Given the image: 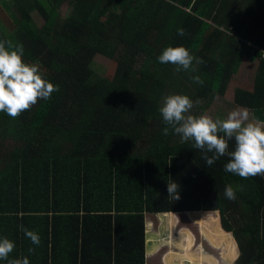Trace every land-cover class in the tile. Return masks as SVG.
<instances>
[{
	"label": "trees",
	"instance_id": "obj_1",
	"mask_svg": "<svg viewBox=\"0 0 264 264\" xmlns=\"http://www.w3.org/2000/svg\"><path fill=\"white\" fill-rule=\"evenodd\" d=\"M0 40L22 45L25 62L59 87L16 119L0 112V237L16 245L9 259L145 264L147 213L204 210L233 235L232 264H264V176L226 172L227 157L206 166L191 142L162 134L158 112L165 95L185 94L192 113H203L248 59L253 77L235 86L232 104L264 124V0H0ZM178 45L203 59L196 72L157 60ZM94 54L111 60V76L92 69ZM21 225L39 234V246ZM205 233L213 241L222 232Z\"/></svg>",
	"mask_w": 264,
	"mask_h": 264
},
{
	"label": "clouds",
	"instance_id": "obj_2",
	"mask_svg": "<svg viewBox=\"0 0 264 264\" xmlns=\"http://www.w3.org/2000/svg\"><path fill=\"white\" fill-rule=\"evenodd\" d=\"M177 34L184 36L186 33L183 28H178ZM23 52L22 45L13 44L11 40H0V112L12 119L31 110L39 100H50L52 94L59 91L57 85L43 77L39 65L25 62ZM157 60L161 64L174 65L177 72L190 69L196 72L193 62L197 65L204 63L202 58L194 57L182 45L164 47ZM191 79L200 85L204 83L199 75H194ZM193 107L192 99L185 94L165 95L158 106L162 122L166 125L162 134L166 136L171 130L179 136L181 143L191 142L193 149L200 150L206 166L210 167L221 157H227L224 164L226 172L242 179L264 176L263 123L259 125L251 122L246 108L237 107L224 118H213L206 114H193ZM237 187L243 189V185ZM166 191L172 201L180 199L179 185L175 181L167 182ZM224 196L234 201L236 189L232 185H226ZM19 227L33 245H40L41 238L37 232L22 225ZM15 247L12 240L0 237V260L7 261V264H29L27 257L9 259ZM28 252L34 253L35 248H29Z\"/></svg>",
	"mask_w": 264,
	"mask_h": 264
},
{
	"label": "rangeland",
	"instance_id": "obj_3",
	"mask_svg": "<svg viewBox=\"0 0 264 264\" xmlns=\"http://www.w3.org/2000/svg\"><path fill=\"white\" fill-rule=\"evenodd\" d=\"M69 13V6L63 4L60 6V16L65 17ZM37 25L40 23L38 19L34 18ZM91 67L93 70L98 72L101 75L113 74V65L111 60L108 57H105L102 54H94L91 60ZM256 63L248 59H243L240 64L238 72L231 78L229 85L226 88L223 96H216L209 104L208 108L203 111L201 114L209 115L213 118H224L227 113L234 109L235 107L232 104L233 94L232 91L238 84L248 85L250 80L253 77L255 71ZM194 114V113H193ZM249 119L251 122L263 125L258 123L251 118L249 113ZM189 212H192L191 215H188ZM163 215V216H162ZM159 215L158 213L146 214V217L153 220V225L148 228L146 234L147 241L145 244L146 250V264H160L159 262L163 260L165 256L164 245L167 244L168 247L173 246L177 241L188 239L187 243H192V247L196 250L199 248L198 252H194V257L190 260H193V264H208L206 260H212V264H232L238 257L239 250L235 245L232 248L229 247L230 244H222V236L217 237L216 240L209 241L205 236V230L211 229L213 231L218 226L223 232L224 230L220 225V215L217 211H182L177 215L178 222L169 226L166 222H163V219L170 217V213ZM168 215V217L166 216ZM170 215V216H169ZM159 218V219H158ZM160 218L162 220H160ZM175 220V219H174ZM177 220V219H176ZM216 224V226H213ZM203 226V227H202ZM165 227V228H163ZM225 232V231H224ZM221 234V233H220ZM230 234V233H229ZM230 236H232L230 234ZM201 237L203 238L201 240ZM233 238V236H232ZM195 241L198 244H195ZM159 242V243H158ZM157 244V245H156ZM162 244V245H161ZM207 253V254H206ZM233 254H235L234 257ZM200 255L201 257H197ZM204 256V258L202 257ZM232 257V258H230ZM188 261L184 259V264H187ZM219 262V263H218Z\"/></svg>",
	"mask_w": 264,
	"mask_h": 264
},
{
	"label": "crops",
	"instance_id": "obj_4",
	"mask_svg": "<svg viewBox=\"0 0 264 264\" xmlns=\"http://www.w3.org/2000/svg\"><path fill=\"white\" fill-rule=\"evenodd\" d=\"M166 213H169V212H162V213H158V214L159 215H162V214H166ZM176 213L177 212L170 211L171 216L169 215L170 217H168V215H166L168 218L167 219H163V222H166V224H169V226L172 225V224H174V223H176V222H178L177 215L179 213H177V214ZM160 220H162V219L160 218ZM151 225H153V220L149 219V221L146 222V226H145L146 234H147L148 228H150ZM163 228H165V227H163ZM220 236H222V239H223L222 244H224L225 246L228 245V244H230L229 247L231 248V251H232V248L236 245V243H235L234 239L232 238V236H230L229 233H226L224 231L220 234ZM185 239L186 240L177 241L171 247H168L167 244H163L164 245L163 246L164 247L163 253H164L165 256L163 257V260L160 261L159 263L160 264H184V259L186 258L188 260V261H186L187 264H193L194 263L193 260H190V259L192 257H194V252H198L199 251L198 249L201 248V247H199V248H197L195 250L192 247V243H187L188 242V239L187 238H185ZM202 239L203 238L201 237V240ZM146 241H147V237L145 235V244H146ZM195 244H198V243L195 241ZM185 252H188L189 256H187L185 254ZM145 256H146V250H145ZM234 256H235V254H233L232 257H234ZM197 257H201V256L200 255H197ZM202 257L204 258V256H202ZM232 257H230V258H232ZM204 259H205V262H207V263L209 262L208 264L214 263V262H210L212 260H206L207 257L204 258ZM145 264H146V260H145ZM219 264H221V263H219Z\"/></svg>",
	"mask_w": 264,
	"mask_h": 264
}]
</instances>
